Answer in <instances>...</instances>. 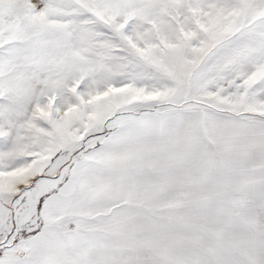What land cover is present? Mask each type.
Wrapping results in <instances>:
<instances>
[{"label":"snow or ice","instance_id":"1","mask_svg":"<svg viewBox=\"0 0 264 264\" xmlns=\"http://www.w3.org/2000/svg\"><path fill=\"white\" fill-rule=\"evenodd\" d=\"M0 264H264V0H0Z\"/></svg>","mask_w":264,"mask_h":264}]
</instances>
